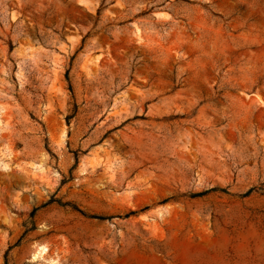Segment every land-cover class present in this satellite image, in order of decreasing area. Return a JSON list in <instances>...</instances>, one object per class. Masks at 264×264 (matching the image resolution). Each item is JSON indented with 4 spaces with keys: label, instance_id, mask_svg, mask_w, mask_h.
<instances>
[{
    "label": "rangeland",
    "instance_id": "374dc122",
    "mask_svg": "<svg viewBox=\"0 0 264 264\" xmlns=\"http://www.w3.org/2000/svg\"><path fill=\"white\" fill-rule=\"evenodd\" d=\"M0 237V264H264V0H0Z\"/></svg>",
    "mask_w": 264,
    "mask_h": 264
},
{
    "label": "water",
    "instance_id": "95a60500",
    "mask_svg": "<svg viewBox=\"0 0 264 264\" xmlns=\"http://www.w3.org/2000/svg\"><path fill=\"white\" fill-rule=\"evenodd\" d=\"M4 247H5V238L0 237V254L2 253Z\"/></svg>",
    "mask_w": 264,
    "mask_h": 264
},
{
    "label": "bare ground",
    "instance_id": "6f19581e",
    "mask_svg": "<svg viewBox=\"0 0 264 264\" xmlns=\"http://www.w3.org/2000/svg\"><path fill=\"white\" fill-rule=\"evenodd\" d=\"M47 251H48L47 249H44L43 254H45Z\"/></svg>",
    "mask_w": 264,
    "mask_h": 264
},
{
    "label": "trees",
    "instance_id": "16d2710c",
    "mask_svg": "<svg viewBox=\"0 0 264 264\" xmlns=\"http://www.w3.org/2000/svg\"><path fill=\"white\" fill-rule=\"evenodd\" d=\"M58 203V202H57ZM60 205V204H59Z\"/></svg>",
    "mask_w": 264,
    "mask_h": 264
}]
</instances>
